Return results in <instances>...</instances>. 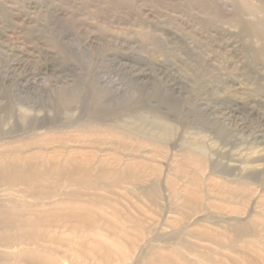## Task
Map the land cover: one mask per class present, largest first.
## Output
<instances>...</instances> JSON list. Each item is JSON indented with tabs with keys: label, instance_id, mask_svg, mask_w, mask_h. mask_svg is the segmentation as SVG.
I'll list each match as a JSON object with an SVG mask.
<instances>
[{
	"label": "rangeland",
	"instance_id": "obj_1",
	"mask_svg": "<svg viewBox=\"0 0 264 264\" xmlns=\"http://www.w3.org/2000/svg\"><path fill=\"white\" fill-rule=\"evenodd\" d=\"M258 48L264 0H0V151L89 154L101 188L83 190L95 205L71 211L91 223L69 233L87 249L61 264H264V245L227 225L264 228ZM134 124L174 133L121 136ZM197 141L201 160L186 149ZM127 165L136 177L121 174Z\"/></svg>",
	"mask_w": 264,
	"mask_h": 264
},
{
	"label": "bare ground",
	"instance_id": "obj_2",
	"mask_svg": "<svg viewBox=\"0 0 264 264\" xmlns=\"http://www.w3.org/2000/svg\"><path fill=\"white\" fill-rule=\"evenodd\" d=\"M251 55L254 59L263 58L264 48L254 49ZM65 104L67 105V102ZM170 107L173 111H178V107L171 101ZM77 126L89 129L90 132H96L93 125L81 123ZM114 130L116 131V129H110L113 132ZM121 130L122 132H120ZM121 130H119L121 136L129 135L138 141L148 140L151 142L164 141L174 133L172 126L164 127L158 132L153 130L151 133L147 128L143 129L138 124ZM118 143L121 142L118 141ZM46 145L39 143L36 147L41 151L40 153L48 152L50 147ZM29 147V144H22L13 146L9 151H0L2 156L0 157V185L3 187L2 192L6 194L5 200L0 201V249H2L0 264L71 262L74 259V253H81L88 246H86L87 238L85 236L72 238L69 233L76 235L85 227L92 228L91 223L72 222L75 214L71 215V211L79 213L85 205H95L98 202L99 197L95 194L96 192H93L95 195L92 194V198H84V189H101L94 186L99 182H95L94 175H90L93 172V167L91 168L88 163L83 164L84 160L89 158V154L86 155L87 157L82 163L75 161L74 156L70 158V154H74V150L62 158L58 156L57 151L55 153L58 155L55 156V150L49 156H35L32 153L24 155L25 150L27 152ZM186 149L188 153L194 155L191 157L192 159L201 160L205 156L206 147L201 141L186 142ZM65 151L67 153V149ZM78 155L76 156L78 157ZM6 156L9 160L4 159ZM99 159L101 160V158ZM87 161L85 160V162ZM111 164L113 165L112 162ZM124 167L121 172L124 177H136L138 166L127 165ZM96 172H99L101 177L115 176L109 167H101L96 169ZM227 225L230 231L236 235L254 236L257 244L264 245V228L257 227L255 223H238L237 221V223H227ZM95 252L98 251H94V254Z\"/></svg>",
	"mask_w": 264,
	"mask_h": 264
}]
</instances>
